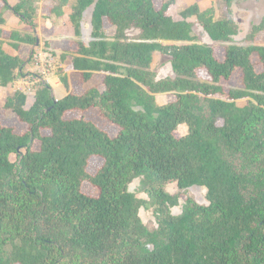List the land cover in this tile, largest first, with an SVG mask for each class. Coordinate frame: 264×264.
Masks as SVG:
<instances>
[{"label":"trees","instance_id":"trees-1","mask_svg":"<svg viewBox=\"0 0 264 264\" xmlns=\"http://www.w3.org/2000/svg\"><path fill=\"white\" fill-rule=\"evenodd\" d=\"M16 1L0 0V88L31 63L23 45L38 43V0ZM224 1L221 19L194 4L180 20L170 14L176 0L57 1L52 12L70 8L79 38L60 46L67 94L56 102L42 84L31 99L9 91L0 107L28 126L0 123V264H264V15L235 44L234 0ZM9 10L27 32L3 28ZM192 18L213 44L195 35ZM156 53L174 78L140 71ZM193 188L207 191L205 204L187 197ZM138 194L152 201L154 230Z\"/></svg>","mask_w":264,"mask_h":264},{"label":"rangeland","instance_id":"rangeland-1","mask_svg":"<svg viewBox=\"0 0 264 264\" xmlns=\"http://www.w3.org/2000/svg\"><path fill=\"white\" fill-rule=\"evenodd\" d=\"M162 1L163 0H155V2L157 3L156 5L159 6L162 3ZM194 1H196L195 4H198V2H197L198 0H176V3L170 9V14L176 20H180L181 19L180 13L183 10H185L186 8L194 5ZM54 6H56V5H54ZM200 8L202 10H205V7L200 6ZM215 9H216L217 19H221V18L225 17L227 14H229L227 12L226 3L224 0L218 1ZM231 12H232L233 17L236 19L237 24L239 26V34L234 37V43L238 44V45H244L245 40L247 39V37L249 36V34L252 30V27L254 25L258 24L261 21L262 16L264 15L263 14L264 13V0H234L233 5L231 7ZM190 20L195 23V27H194L195 35H197L201 39L202 43L209 44V45L213 44V42L209 39L208 35L204 32V30L201 28V26L196 22V19L192 18ZM91 29H92L91 28V13L89 12L86 14V17H85L81 40H83L86 43H89L91 41ZM114 34H115V29L108 27L107 28V35L109 37H113ZM138 34H139V31H137V30L131 31L129 34V38H135L138 36ZM59 44H57V46H59ZM214 45H215L217 57L219 59H223L224 48H222L221 45H218V44L217 45L214 44ZM50 47H51V45H50ZM7 50L10 52H14L12 49H9V48H7ZM36 51H37V49H33L31 52L30 48L25 47L24 49H22L21 53L25 54V56L30 53V56H32ZM15 53H17V52H15ZM67 66L68 65H64V68H63L64 71H61L63 69L57 70V72L58 71L59 72H58V74L57 73L56 74L58 75L60 80L62 79V77L65 74L70 73V70L67 69ZM138 68L140 69V71H142L145 74L155 75L156 81L165 80L168 78H174L175 77V74L173 73V70H172V66L169 62V58L160 56L159 53L155 54L154 62H153L151 67L146 68L144 66L139 65ZM60 87L63 91L59 92V94H57V96H59V95L64 96L67 93V88L63 84ZM6 96L7 95L3 94L2 91L0 92V107L1 108H2V104L5 102L3 100V97H6ZM156 98H157V102L159 104H165V103H167L170 96H168L167 94L160 93V94H157ZM91 115L93 117L95 116V118H96L98 116V113H97V111L93 110ZM96 121L100 124L103 123V122H101V120H97V118H96ZM0 123L5 125V126H9V127L14 128L17 133H25L28 129V126L23 124L18 119V117L14 116V115H10V114L9 115H6V114L3 115L0 113ZM109 131H110L112 136L115 135L117 132L113 126L110 127ZM187 132H188V129H187V127L184 126V127L179 128L178 134L179 135H185V134H187ZM38 146H39V144L37 143L35 148H37ZM11 160L15 161L16 157L12 156ZM138 186H139V183L137 181L136 183H134L131 186V190L133 192H137ZM87 189H89V188H87ZM167 191L170 192L171 194H175L178 192V187L176 184L169 185L167 187ZM206 192L207 191L205 189H202V188H193V189H190L188 191L187 197L198 202V203H200V204H205L206 203V199H205ZM90 193H93V192H90ZM138 196L140 199H143V200L148 202L140 210V217H141L143 223L151 230L156 229L157 222H156L155 215L153 212L154 209H153L152 204H151L152 201L150 200V198L146 194H138Z\"/></svg>","mask_w":264,"mask_h":264},{"label":"crops","instance_id":"crops-1","mask_svg":"<svg viewBox=\"0 0 264 264\" xmlns=\"http://www.w3.org/2000/svg\"><path fill=\"white\" fill-rule=\"evenodd\" d=\"M8 1L11 5L17 2L16 0H8ZM57 1L58 0H42V1L38 0L37 15H36V28L34 31V35L38 38V43L35 46L23 45L22 49H24L25 47H28L32 50L37 49V51L44 50L47 52H51L53 55H56L57 57H60L61 59V54L63 53V51L60 46L62 42L65 40H78L79 39L78 37L75 36L74 29L69 21L70 8L65 7L63 9L64 15H62L61 17H58L57 14L52 12V9L55 7L54 5H57L56 3ZM218 1L220 0H198L197 2H198V5L205 7V9H207L211 6H214L216 8V4ZM195 3L196 1H194V4ZM4 20H5V25L3 26V28L7 32H12V31H18L22 33L27 32L23 22L17 16H15L12 11L9 10L5 13ZM234 20L236 21L235 18ZM57 44H59V46H57ZM7 48L12 49L6 44L5 50L12 55L16 54L13 49L12 50L14 52H10L7 50ZM32 71H33L32 65L28 64L25 67V69L22 71L21 75L22 74L24 75V73H28ZM58 72H55L49 79L50 88L55 98L63 97L60 95L57 96L59 92L63 91L60 87L63 83L57 75ZM19 76H17L16 80L14 81L13 85L10 88H0V92L2 91L3 94H6V95L9 91L15 92L14 86L16 83H18ZM3 100L5 101L6 97H3Z\"/></svg>","mask_w":264,"mask_h":264},{"label":"built area","instance_id":"built-area-1","mask_svg":"<svg viewBox=\"0 0 264 264\" xmlns=\"http://www.w3.org/2000/svg\"><path fill=\"white\" fill-rule=\"evenodd\" d=\"M30 65L32 72L24 73L18 77V83L15 84V92H22L30 99L34 97L42 84L50 87V77L63 68L60 57L44 50L36 51L32 56Z\"/></svg>","mask_w":264,"mask_h":264},{"label":"water","instance_id":"water-1","mask_svg":"<svg viewBox=\"0 0 264 264\" xmlns=\"http://www.w3.org/2000/svg\"><path fill=\"white\" fill-rule=\"evenodd\" d=\"M57 101H59V99H58V98H56V102H57Z\"/></svg>","mask_w":264,"mask_h":264}]
</instances>
